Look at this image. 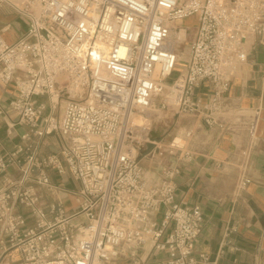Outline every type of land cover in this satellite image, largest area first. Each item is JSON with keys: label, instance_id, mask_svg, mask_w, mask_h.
<instances>
[{"label": "built area", "instance_id": "2783aa9c", "mask_svg": "<svg viewBox=\"0 0 264 264\" xmlns=\"http://www.w3.org/2000/svg\"><path fill=\"white\" fill-rule=\"evenodd\" d=\"M4 6L27 30L14 42L0 31V82L16 85L0 114L17 116L8 133L17 124L26 131L10 151L0 139V264H220L196 255L205 215L176 199L180 167L165 166L154 179L137 152L164 157L180 144L168 151L133 115L146 120L162 107L218 125L237 71L264 47V0H0ZM194 15V25L183 24ZM180 30L193 37L167 83L181 61L173 41ZM205 82L211 91L203 102L194 95ZM259 113L237 165L234 201L252 182ZM51 134L63 142L45 153ZM52 172L70 174L79 187L55 184ZM43 195L55 198L46 204ZM146 244L161 256H144Z\"/></svg>", "mask_w": 264, "mask_h": 264}, {"label": "crops", "instance_id": "0c3cea01", "mask_svg": "<svg viewBox=\"0 0 264 264\" xmlns=\"http://www.w3.org/2000/svg\"><path fill=\"white\" fill-rule=\"evenodd\" d=\"M26 30L27 24L17 13L8 6L0 9V31L7 41H16ZM181 65L176 70L179 71ZM210 91L209 83H202L194 97L206 102ZM15 94V83L0 82L1 106H7ZM256 109H260V113L253 151L252 182L242 197L234 201L232 191L238 175L237 165L250 138V123ZM7 121H17V116L13 113L9 116L0 114V139L4 150L10 151L22 142L21 135L26 127L17 124L15 130L8 133ZM166 131V141L163 143L167 145V150L171 142H176L178 138L185 141L180 145L181 150L162 157L153 149L150 161L143 159V165L154 179L162 178L165 166L180 167V172L174 178L176 199L200 205L205 215L196 255L206 252L220 264H264V47L257 45L253 48L248 61L237 71L226 93L218 125H207L202 116L195 113L173 112ZM188 131H191L190 136L186 135ZM155 136L161 137L160 134ZM62 142L60 135H48L43 151L55 152ZM185 152H190L191 156L187 157ZM70 176L60 177L51 173L55 184L62 183L68 189L78 188L77 181V186H67ZM58 194L67 209L77 206L69 193L60 190ZM43 196L46 204L55 198V195ZM34 220L32 215L28 216L29 224H33ZM227 228H230L228 235ZM224 239L226 241L223 244ZM142 252L151 260L161 256L152 250L150 244H146Z\"/></svg>", "mask_w": 264, "mask_h": 264}, {"label": "rangeland", "instance_id": "374dc122", "mask_svg": "<svg viewBox=\"0 0 264 264\" xmlns=\"http://www.w3.org/2000/svg\"><path fill=\"white\" fill-rule=\"evenodd\" d=\"M196 17L194 18H188L185 21V25H194V22L196 21ZM183 33V35H182ZM193 37V32H189L186 37H184V31L180 30L177 32V34L175 35L174 40H179L178 42V47L181 53V61L179 63V65L181 63H183L182 60H184V58L187 56L188 54V50H189V42L191 41ZM182 39V40H180ZM178 70H175L174 73L172 74V76L170 77V80L167 81V83H169L171 80L174 79V77L177 75ZM42 100H45L47 102V100L44 98ZM59 113V111H57V114ZM173 114V111H168L163 109L162 107L159 109V111H153L151 112V114L147 117L146 120H144L143 123H145L148 127V129L146 130V134L150 135V138L155 136V135H159L160 134V138L158 139L159 141L162 140V142H165L166 140H164V138H166L167 136V126H168V119L169 117H171V115ZM162 134V135H161ZM185 141H180V145L184 144ZM154 146V144L149 143V148L152 149ZM138 150V149H137ZM140 155V159L141 162L143 164V159H147L148 161H150L152 154H149L145 157L146 151H142V150H138L137 151ZM69 175V174H67ZM149 175H153L152 173H149ZM67 186L70 187H75L77 186V182L76 180H74L71 176L69 177V181L67 183Z\"/></svg>", "mask_w": 264, "mask_h": 264}, {"label": "bare ground", "instance_id": "6f19581e", "mask_svg": "<svg viewBox=\"0 0 264 264\" xmlns=\"http://www.w3.org/2000/svg\"><path fill=\"white\" fill-rule=\"evenodd\" d=\"M195 17V16H194ZM182 35H183V33H182ZM174 42H177L176 40H173ZM144 120H145V116L143 115V114H140V113H135L134 115H133V121L134 122H136V123H140V124H142L143 122H144ZM180 141H182V139L181 138H178L177 140H176V143H180Z\"/></svg>", "mask_w": 264, "mask_h": 264}]
</instances>
